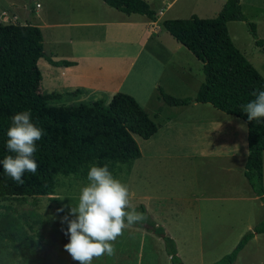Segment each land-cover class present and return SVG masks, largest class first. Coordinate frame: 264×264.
<instances>
[{
    "label": "crops",
    "instance_id": "crops-1",
    "mask_svg": "<svg viewBox=\"0 0 264 264\" xmlns=\"http://www.w3.org/2000/svg\"><path fill=\"white\" fill-rule=\"evenodd\" d=\"M144 1L155 12L154 21L144 15L125 14L101 0H43L42 4L36 3L35 8L39 4L41 11H32L29 23L40 29L43 41L47 31L48 44L57 50L65 49L56 57L72 63L64 70L72 69V82L79 93L108 88L118 93L115 70L124 67L121 77H126L136 61L154 69L156 86L170 68L189 77L199 75L201 62L184 53L189 51L162 23L184 17L187 3L200 5L210 0H185L182 4L179 0ZM6 13L15 14L0 6V16ZM6 18L0 23L4 24ZM174 72L173 77L179 78ZM141 73L135 76H143ZM173 108L148 139L153 138V148L146 152L140 149V157L133 162L126 179L135 176L136 189L131 191L137 205L144 206L175 245L180 238L214 239L201 240L199 248L205 251L219 239L241 235L254 227L253 205L258 197L244 177L247 127L242 129L240 125H246L242 120L209 104L192 102ZM132 229L155 238L158 244L161 241L143 228ZM259 235L264 234L251 240Z\"/></svg>",
    "mask_w": 264,
    "mask_h": 264
},
{
    "label": "trees",
    "instance_id": "trees-1",
    "mask_svg": "<svg viewBox=\"0 0 264 264\" xmlns=\"http://www.w3.org/2000/svg\"><path fill=\"white\" fill-rule=\"evenodd\" d=\"M125 14L144 15L151 21L155 12L144 0H101ZM229 22H245L255 46L264 53V40L258 37L256 25L243 14L240 0H226L214 18L165 20L164 29L202 64L204 75L196 96L176 98L160 90V98L170 107H183L192 102L209 104L220 112L242 120L247 127L248 156L244 166L253 193L264 207L263 161L264 118L248 121L242 105L253 100L257 90H264V78L235 47L228 33ZM45 58L53 66H70L66 61H53L43 52L40 29L31 24L0 23V161L10 155L6 148L11 118L30 110L32 122L45 135L37 141L35 175L26 172L24 183L17 184L3 172L0 163V210L3 202H25L28 198L51 196L59 176H75L87 180L92 165L107 164L116 176L121 166L127 172L140 157L135 140H148L158 125L130 95L115 93L105 104L97 100L90 105L49 106L55 94L40 92L41 74L37 63ZM145 219L133 227L143 228L161 239L171 264H183L174 240L150 218L143 205L137 206ZM0 212V264H65L43 260L22 240L18 225L2 222ZM257 234H264V219L248 231L236 247L217 262L234 264L244 246ZM78 264V263H73Z\"/></svg>",
    "mask_w": 264,
    "mask_h": 264
},
{
    "label": "rangeland",
    "instance_id": "rangeland-1",
    "mask_svg": "<svg viewBox=\"0 0 264 264\" xmlns=\"http://www.w3.org/2000/svg\"><path fill=\"white\" fill-rule=\"evenodd\" d=\"M179 1L180 4L185 3V0ZM10 2L14 6H10ZM42 2L43 0H0L1 7L15 13L12 16L8 13L1 14L0 19L7 17L5 21L3 20L4 24L23 25L25 24L23 22L31 24L29 23L31 22V12L34 11L35 13L36 11V13H39L41 9L35 8V5L36 3L42 4ZM187 4L189 7L186 10V14L180 19L189 18L191 15L199 18H214L224 2L222 0H210V3L205 2L200 5ZM240 4L242 12L248 21L256 25L258 37L264 40V0H240ZM190 9L191 12L189 13L188 10ZM227 29L235 47L264 78V53L255 46L247 24L245 22H229ZM46 35L47 31H44L43 52L46 56L58 61L59 57L56 56H60L65 49L57 50V48L49 45ZM184 53L192 55L190 52ZM37 67L41 74L40 92L42 94L56 95L54 99L48 101L49 106L90 105L97 100H102L105 104H108L114 95L111 88H108L107 91L79 93L80 89L74 88L76 86L72 82L70 75L72 69L64 70V66H53L45 58H41L38 61ZM122 69L124 67H117L113 74L115 84L119 87L118 92L132 96L156 124H159L162 118L168 116L175 109L164 104L160 98V90L176 98L193 99L196 96L199 84L204 78L202 70L199 75L191 76L193 77L191 78L186 74H177L174 72L175 70L170 68L168 72L163 73L160 84L156 86V83H154V69L149 65H145L143 61L134 62V66L130 68L126 77H121L123 75ZM63 71L67 73L66 76ZM140 72H142L143 76L137 78L135 74ZM173 72L180 79L174 78ZM135 140L139 149L143 152L153 148V138L148 141L135 137ZM126 174V166L122 165L121 172L115 177L127 184L130 189L135 190V176L128 181ZM87 184L88 180L86 179L72 175L59 176L55 192L51 196L28 198L25 202H3L2 204L6 209L0 210L4 215L2 222L5 223L11 220L13 224L15 223L14 225H18L22 240L28 242L34 254L41 259L65 264L78 263L64 249V246L69 243V238L64 235L61 229L63 228L66 231L68 225L66 223L61 224L60 221L68 214L69 209L65 208V211L61 213H57V209L65 205L73 204L75 206L78 203L81 188ZM133 203L136 207L138 206L135 198ZM262 205L263 203L257 198L253 205L255 212V217L252 218L253 226H256L264 219V208ZM52 217H55V219H52ZM258 217L259 219H257ZM69 219H72V217H69ZM248 231L250 230L245 231L241 235H228L219 239L218 244L205 248V251H201L202 249L199 248L201 240L214 239L180 238L176 245L177 254L183 264H211L231 253ZM115 247L114 255H105L100 259L94 260L93 264H171L164 251L163 242L159 241L158 244L155 238L140 235L136 229L130 228L126 230L116 241ZM234 264H264V235H259L256 239L250 240L240 251Z\"/></svg>",
    "mask_w": 264,
    "mask_h": 264
},
{
    "label": "clouds",
    "instance_id": "clouds-1",
    "mask_svg": "<svg viewBox=\"0 0 264 264\" xmlns=\"http://www.w3.org/2000/svg\"><path fill=\"white\" fill-rule=\"evenodd\" d=\"M252 95L255 98L242 105V110L249 122H260L264 118V90H257ZM11 120L6 148L12 154L6 155L0 163L3 172L22 185L26 172L35 175L38 171L39 164L34 158L36 142L42 139L45 132L32 122L30 110L15 114ZM240 127L243 129L246 125L241 124ZM87 180L88 184L81 188L75 206L71 204L57 209V213L69 209L60 221L68 225L67 230L62 228L61 231L69 238L65 251L78 264H93L94 260L105 255H114L118 238L145 219L133 203L134 194L130 187L117 179L107 164L92 165Z\"/></svg>",
    "mask_w": 264,
    "mask_h": 264
}]
</instances>
